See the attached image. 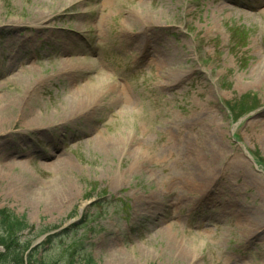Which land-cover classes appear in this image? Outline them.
Masks as SVG:
<instances>
[{
	"label": "rangeland",
	"instance_id": "1",
	"mask_svg": "<svg viewBox=\"0 0 264 264\" xmlns=\"http://www.w3.org/2000/svg\"><path fill=\"white\" fill-rule=\"evenodd\" d=\"M259 70L264 0H0V105L34 91L0 124V210L47 264H184L168 231L192 264H264ZM85 90L97 108L64 115Z\"/></svg>",
	"mask_w": 264,
	"mask_h": 264
},
{
	"label": "bare ground",
	"instance_id": "2",
	"mask_svg": "<svg viewBox=\"0 0 264 264\" xmlns=\"http://www.w3.org/2000/svg\"><path fill=\"white\" fill-rule=\"evenodd\" d=\"M143 13H144V11L140 9V10H138V13L135 12L134 15L137 16V18L139 20H142L143 19ZM144 37L146 38V35ZM146 44H147L146 52L150 53V51H152V47L150 46L149 43L146 42ZM141 52H142V49H141ZM151 53L154 54L152 56L153 58L161 57L160 54L157 53L156 51L151 52ZM163 57H164V55H163ZM64 59L65 58H63L61 60V64L64 65V69L66 67H67V69H69V68H73L75 66L74 63H65L64 64V62H63ZM253 74L254 75L252 76L253 77L252 84L260 85L264 79V72H261L259 70L257 73H253ZM99 90L104 91L106 89L103 90V89L99 88L96 92H99ZM92 92H90V90L74 92L72 95H70V97L67 100H63L61 102L62 113L64 115H68L70 117L87 116V115L91 114V112L97 108L99 102L101 101L98 97H93ZM32 94H34V91L31 90L29 92V90H28L24 93H20L18 96H15L14 98H9L8 100H4L2 102V104L0 105V124L4 123L3 121L6 120L7 117H9L10 112H12V110H14V113H16V114L18 112L24 111L26 108L25 102L27 101V99ZM128 107H129V102L127 99H125L124 100L125 110L128 109ZM35 118H38V117H36V116L32 117V119L26 123V126H32V127L36 126V123H38L40 120L35 119ZM259 127H260V125H259ZM261 134H262L261 138L264 142V134L262 131H261ZM130 140L131 139L129 137H127V138L125 137V138H122L120 140L119 139L107 140V139H103L101 136H98V138L96 137V139H95V141L98 144L97 145L98 148L103 150V151H107V152L110 150L122 149L125 146L128 147L130 144ZM123 145H124V147H123ZM134 158H135L134 160L138 163V159H140V158L137 156ZM63 163L64 162H60L58 165H61ZM142 164L143 163L141 161L138 164V168H142ZM11 166H14V165L11 164ZM25 187L27 188L28 186H24L22 184H20V186H19L20 189H25ZM17 191H19V190H17ZM261 223H262V221H261ZM249 225H251V227H253L255 229L256 222H254V224H253L249 221ZM168 232H166L162 235V237L164 239V240L162 239L163 240L162 242H164V244L166 245V249L169 250L174 255L175 262H177V260H178L184 264H192L193 260L189 255V251H187L186 248H183V246L181 245V240H179L177 238V236H175L174 234H172L170 232L168 233Z\"/></svg>",
	"mask_w": 264,
	"mask_h": 264
},
{
	"label": "trees",
	"instance_id": "3",
	"mask_svg": "<svg viewBox=\"0 0 264 264\" xmlns=\"http://www.w3.org/2000/svg\"><path fill=\"white\" fill-rule=\"evenodd\" d=\"M32 232L33 227L24 218L0 210V264H47L39 256V248H31V239L22 241Z\"/></svg>",
	"mask_w": 264,
	"mask_h": 264
}]
</instances>
